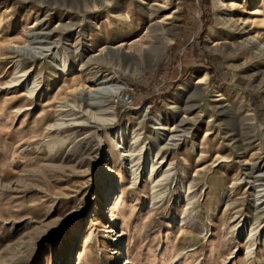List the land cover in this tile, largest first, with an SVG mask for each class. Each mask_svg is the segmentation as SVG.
Listing matches in <instances>:
<instances>
[{
    "label": "rangeland",
    "instance_id": "rangeland-1",
    "mask_svg": "<svg viewBox=\"0 0 264 264\" xmlns=\"http://www.w3.org/2000/svg\"><path fill=\"white\" fill-rule=\"evenodd\" d=\"M262 44L264 0H0V264H264Z\"/></svg>",
    "mask_w": 264,
    "mask_h": 264
},
{
    "label": "bare ground",
    "instance_id": "bare-ground-1",
    "mask_svg": "<svg viewBox=\"0 0 264 264\" xmlns=\"http://www.w3.org/2000/svg\"><path fill=\"white\" fill-rule=\"evenodd\" d=\"M152 18V16L150 15L149 16V19H151ZM248 43H255V41H253V40H248ZM256 48V50L258 51V53L259 54H263L264 55V44H262V45H260V46H256L255 47ZM17 82V81H16ZM35 84L34 83H32V89L30 90V94H33L34 93V91H35V86H34ZM120 90V87H117L116 85H113L112 86V84L110 85V86H107L106 88H102V89H100V88H94V89H90L89 91H88V93H90L89 94V97H91V98H98L99 96H101L102 94H107V92L109 93V92H112V93H117L118 91ZM88 97V98H89ZM90 99V98H89ZM85 107H87L86 108V110H84V111H81V116H85V115H88V117L92 120V121H95V122H98V121H101V119H98L99 117V115L100 116H102L103 114H104V112H106V111H100L99 109H100V104L99 105H97V104H95V103H85ZM104 108V107H103ZM95 109H98V112H93V110H95ZM60 112H63V111H60ZM61 115V114H60ZM64 116H68V115H64ZM70 116V115H69ZM188 121H187V119L185 120L184 119V121H182L181 123H179V126H184L185 125V123H187ZM63 124H60V125H56V127H59V126H62ZM166 131H168L169 133H173V132H175V128H172V129H170V130H167V129H165ZM171 135V134H170ZM182 136V135H181ZM177 138H178V136H177ZM177 138H176V135H172V136H170V139H169V141L170 142H173V141H176L177 140ZM124 157H127V155H124ZM154 166H152L151 167V171H150V173H152L153 172V170H154V168H153Z\"/></svg>",
    "mask_w": 264,
    "mask_h": 264
}]
</instances>
